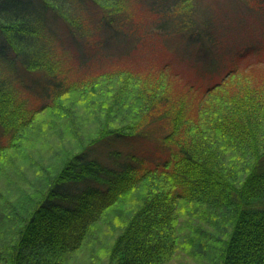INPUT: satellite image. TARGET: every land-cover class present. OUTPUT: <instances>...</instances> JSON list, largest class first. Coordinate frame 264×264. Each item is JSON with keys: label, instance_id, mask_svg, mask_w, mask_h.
Returning <instances> with one entry per match:
<instances>
[{"label": "trees", "instance_id": "1", "mask_svg": "<svg viewBox=\"0 0 264 264\" xmlns=\"http://www.w3.org/2000/svg\"><path fill=\"white\" fill-rule=\"evenodd\" d=\"M90 1L101 16L96 25L83 13L67 15L68 0H0V179L4 191H15L0 192V264H96L94 250L83 257L93 242L105 247L104 264H264V95L233 96L228 89L241 62L264 52L263 40L228 44V30L209 7L202 12V0ZM236 1L264 30V0ZM51 16L63 20L66 35L47 27ZM107 33L126 49L150 44L157 55L137 63L113 57ZM68 35L78 45L90 41L93 52ZM187 39L201 46L196 60L209 73L234 53L213 84L184 82L190 95L216 98L201 97L191 112L179 97L169 101L168 82L140 83L137 75L158 67L178 78L171 41ZM10 53L27 71L45 72L38 101L2 71ZM89 53L120 67L88 68ZM81 105L99 120L88 134ZM52 113L56 119L41 121ZM52 132L61 149L53 148L47 168L33 151ZM158 137L163 155L151 166L136 152L113 149L108 163L91 156V147L108 139ZM13 152H20L17 161ZM26 169L33 179L22 174ZM112 211L120 223L110 240L97 232Z\"/></svg>", "mask_w": 264, "mask_h": 264}, {"label": "rangeland", "instance_id": "2", "mask_svg": "<svg viewBox=\"0 0 264 264\" xmlns=\"http://www.w3.org/2000/svg\"><path fill=\"white\" fill-rule=\"evenodd\" d=\"M70 3L68 7H65V13L67 15H70L71 13L74 14L76 11L78 14L83 13L85 17L89 19V22L91 25H96L100 19L101 16L100 14H96L97 6L93 4L90 0H68ZM199 7H201L202 12H204V9L209 7L216 16V18L221 21L223 24H221V28L228 30L229 35L226 38H230L231 42H228V44L232 43L233 44V38L238 37L240 40L238 42H251L255 40H263L264 43V30L259 29V26L256 22V20L253 18L251 15L252 12L249 9V7L243 5L241 2H238L236 0H202L201 3L197 4ZM110 6V5H109ZM206 6V7H204ZM208 8V10H210ZM210 11V13H211ZM214 11V12H213ZM70 12V13H69ZM99 13V12H98ZM71 14V15H72ZM73 16V15H72ZM94 18H91V17ZM220 16V17H219ZM222 18V19H221ZM243 18H247L246 20V27L243 30H240L239 32H235V28L238 26L240 22H242ZM47 27L54 29L57 33L60 35H64L66 33V26L63 23V20L51 16L47 17ZM261 31V33H260ZM96 34V37L103 38L104 37V32L101 31L100 33L98 31L94 32ZM66 35V34H65ZM110 38V42L113 45L112 50H111V56H115L117 58H123L124 60L130 62V63H137L141 62L142 57L145 55H150V56H156L157 54L154 52H148L150 49V44L147 45H140L139 47H129L126 49V47L122 45L121 39L119 45V38L116 37L114 34L107 33L106 34ZM65 39H68V42L71 44H75L76 46H85V48L93 52V49L89 47V42L84 41L82 44L78 45L74 40H71V37L68 35V38L65 36ZM118 39V42H117ZM172 39V37H170ZM67 41V40H66ZM175 40L171 41L173 43V48L178 56H180L179 62L176 64L177 68H174V71L176 73L179 72L178 78H172L168 76L166 73H160L158 71V67H153V68H146L143 69L140 73L137 75L140 76V83H146V84H155V83H160V82H168V88L171 93L172 98L169 99L171 101L172 99L179 97L178 100L180 102H185L186 105L189 108V112H191L193 109H195L200 102L201 95L198 94H192L190 95L187 93L184 82L187 80L193 79V82L201 84L203 83L205 86L213 84L215 81L219 80L221 77H223L228 69L233 65L231 57L234 56V53H229L228 56L226 57L227 59L219 60L218 64L215 65L214 67L211 68L213 70V73H209L207 70L203 69V61H200L199 59L196 60V58L203 54V51L201 49V46L198 44H187L189 41L186 40ZM138 45V44H137ZM242 45V44H241ZM228 47L231 45H227ZM239 47H235L233 45V49H238ZM72 49V47L70 48ZM148 52V53H147ZM9 58L12 59V61H6V64L3 65L2 71H4L5 74L7 75H12L15 77V79L20 80V83H24L29 86V89L32 90L33 92L29 91V93H32L33 99L34 100H39L41 98V92L43 91V87L45 85L44 80H46V75L43 70L38 69L39 71H35V73L27 71L24 66L13 59V54L10 53ZM113 59L110 60H103L100 57H94L92 60L90 59V53L86 54V59L84 62H87L88 65L86 67L94 69L95 66L99 64H108L102 67L103 69H106L108 71L116 70L115 68L120 67V66H115V65H110ZM200 61V63H199ZM124 64V63H122ZM202 65V66H201ZM241 69L238 72V74L232 78H230V81L228 82V89H229V94L233 96H241L243 95L248 96L250 94H254V92H257L258 94L256 95H264V52L260 53L259 55H251L248 57L245 61H242L240 64ZM123 67V66H121ZM179 67V68H178ZM41 70V71H40ZM100 70V69H99ZM210 71V70H209ZM86 72V71H85ZM84 72V73H85ZM83 70L81 72H78V74L84 75ZM205 74V75H204ZM10 75V76H11ZM181 75V76H180ZM203 75V76H202ZM100 82V81H99ZM209 96L202 97L203 102L205 101L206 103L208 102H215L216 98H212ZM132 100V99H131ZM133 100L132 102H134ZM89 108L86 105H81L80 109L78 110V115L82 118L83 123H87L89 125L90 129H86L85 133L88 134L89 131L92 129H96V124L99 123V120H94L96 117H92L91 112L89 114ZM191 110V111H190ZM80 112V114H79ZM48 114L45 115L41 121H52V119H56V115ZM2 127L0 126V137L2 133ZM83 133V132H82ZM161 137V136H159ZM157 138L156 140H133V139H114V140H106V141H101L91 147V156L93 157H100L101 159H106L109 156L110 151L113 149L115 150H120L123 154H129V153H135L139 154L143 157H146L145 160V166L149 165L151 166L154 162H156L158 159L162 158L163 151L161 150L160 144L163 145V143L160 141V138ZM49 141L48 144L43 143L40 141L38 142V146L33 151V157L36 158L37 160H43V164L49 168L50 164L53 163L52 158H54V152L53 148L61 149L60 147V142H57V136L53 135V132L51 135H49ZM155 139V138H153ZM67 143V141H65ZM50 143V144H49ZM27 148L25 147V149ZM20 153V152H19ZM19 153L13 152L11 154L12 158L16 159V156L19 155ZM43 156V157H42ZM50 157L49 160H47ZM27 158V157H26ZM51 161V162H50ZM108 163V161H107ZM48 169H45V171ZM31 172L29 169H26L25 173H22L26 176V179L28 177H31ZM1 177V176H0ZM14 184L15 186L21 188V183L19 182V177L14 176ZM33 179V178H32ZM32 181V180H30ZM4 183H6L5 179H0V192H6V194L13 195L15 194V191L11 190H6L4 191ZM11 183V182H10ZM24 186V185H23ZM7 187V186H6ZM3 190V192H2ZM120 211V209H119ZM118 211V212H119ZM21 213L18 212V215ZM12 217H15V214L12 215ZM120 217L117 216L116 211L109 212L105 219L102 227H98L99 230L97 234L100 237H104L106 234L108 235L109 239H113V236L110 235L112 232H114L115 228L117 227V224L120 223ZM114 227V228H113ZM113 228V229H112ZM90 250H94L98 257L94 258L96 264H104L107 261V253L105 251V247L102 246L101 243H91L88 250L85 251L84 254V259H88V256L90 254ZM171 264V263H169Z\"/></svg>", "mask_w": 264, "mask_h": 264}]
</instances>
